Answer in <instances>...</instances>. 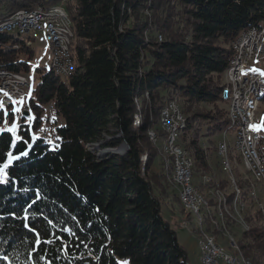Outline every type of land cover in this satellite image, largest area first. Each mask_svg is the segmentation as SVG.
<instances>
[{"label": "trees", "instance_id": "trees-1", "mask_svg": "<svg viewBox=\"0 0 264 264\" xmlns=\"http://www.w3.org/2000/svg\"><path fill=\"white\" fill-rule=\"evenodd\" d=\"M57 6L70 17L75 72L42 75L25 108L35 118L14 134L0 109V166L19 156L0 183V264H191L163 215L175 218L172 205L183 204L149 130L163 138L162 109L180 105L187 122L178 142L193 160L195 186L224 192L226 223L239 226L233 181L221 167L224 179L212 178L208 159H219L217 145L234 131L222 98L227 71L234 43L264 26V0H1L0 22ZM19 36L0 32V68L24 75L33 44ZM104 142L128 150L99 159L89 146ZM229 155L242 163L231 145ZM233 176L248 204L240 249L264 264V197H251L259 182L235 167ZM205 229L217 241L219 231Z\"/></svg>", "mask_w": 264, "mask_h": 264}, {"label": "bare ground", "instance_id": "bare-ground-1", "mask_svg": "<svg viewBox=\"0 0 264 264\" xmlns=\"http://www.w3.org/2000/svg\"><path fill=\"white\" fill-rule=\"evenodd\" d=\"M1 1V0H0ZM25 10H20L12 15L7 20L0 22V32L1 33H10V34H19L23 37H31L40 33L39 31L31 30V29H23V28H8L7 25H17L21 20H23V12ZM56 10L51 11H43V10H26L27 16H31V18H45V17H53V13ZM64 13V12H63ZM65 14V13H64ZM66 19H61V17H54V24H57V27L52 29L45 30V34L43 35L44 41L49 45L51 49V68L55 74L68 77L71 76L75 72V63L72 57V53L70 51L73 31L71 27V21L69 17L66 16ZM252 32V33H251ZM251 33V34H250ZM250 35V36H249ZM249 36V37H248ZM247 38V45H243L242 39ZM55 39L59 41L62 49L60 52H55ZM29 41V40H28ZM30 42V41H29ZM28 42V43H29ZM264 26H262L259 30H248L238 39L237 42L233 45L234 57L232 62H237L238 60H248V52L250 49H256V59L264 60ZM28 45H31L29 43ZM59 59L60 64H55L54 61ZM234 71L235 64H231L227 71V83L223 89L222 98L223 101L227 104L228 107V117L231 124L234 127V141H233V149L239 155L243 165L246 168V172L248 175L255 180L256 182H264V172L261 170L258 165H255L253 156L250 152H256V145H249V151L246 150V141L248 143H255L259 131H255L253 126H250L249 132H246L245 139V131L247 129V121L243 117V114L239 112L238 105H244L248 122H253L255 120V112L258 109V100L264 94V79H261V87L260 88H252L249 89L245 94H241V85H239V80L234 79ZM12 73L14 77H24V75L10 72L6 69L0 68V74ZM252 77H255V70H248V73H245L242 76L243 84H250L252 82ZM26 86H28V81L25 76ZM3 84V75H0V86ZM170 108V112L173 115H179V119H176V123L173 128L168 130L167 117H164L166 110ZM4 109V108H0ZM161 115V129L164 133L163 138H158L155 131H153V135H151V131L149 132L150 140L155 143H161V154L164 159L171 163L173 178L172 183L179 191L180 201L183 204V207L186 209L189 214H191L197 220V224L199 225L200 231V245H216L219 247V250L224 251V257L233 261V264H252L250 259L244 258L240 253L239 246L237 242L229 235L228 228L226 225L225 214L227 213L225 210V206L227 203V197L224 192L220 189L214 190V197H216L217 207L212 208L210 205V200L206 195L202 194L195 186L194 182V174L193 167L194 163L188 152L185 151L180 146L179 160L183 162V167L187 168V173L189 177V193L192 197L193 205L186 203L188 198V190L186 185H182L181 181H179V165L178 158L176 156V151L174 147V141H179L182 128L185 126L187 120L184 114L182 113V109L179 104L176 102L168 103L164 109H162ZM228 133L224 134V139L220 141L217 145V155L220 159V165L225 173L230 175L231 180L233 181V190L235 192L234 202H233V213L232 218L243 226L244 229H247V225H245V218L243 216L244 211L248 208L247 201L244 199L241 189L237 186L236 181L233 176V167L232 162L230 160V144L227 141ZM49 145L56 144L55 141L48 142ZM111 153V152H110ZM220 154V155H219ZM203 183L209 184L211 182V178L209 176H204ZM251 197L257 198L256 191L251 192ZM258 201V200H257ZM260 206H264V201H259ZM204 212V216L202 215ZM220 215V216H219ZM207 222L210 226L216 229H222L224 232V237L229 240V245L231 249L239 252L240 254L228 253L226 252L217 241L213 239L211 234L206 231L205 227Z\"/></svg>", "mask_w": 264, "mask_h": 264}, {"label": "rangeland", "instance_id": "rangeland-1", "mask_svg": "<svg viewBox=\"0 0 264 264\" xmlns=\"http://www.w3.org/2000/svg\"><path fill=\"white\" fill-rule=\"evenodd\" d=\"M63 12L66 14L67 17H69V15L66 13V11L64 9H63ZM69 19H70V17H69ZM10 35H13V34H10ZM33 36H36V37L32 38V40L34 41V45L31 48V55H30V59H29V68L30 69L27 73L24 74L27 78V81H28L26 93H25V96H23L22 98L15 100V103L11 109H9V108L5 109L4 108V110H3V125L6 128H10L14 122L18 125V127L21 124L31 125V122L34 120L35 115L29 111H27V115H24V113L26 112L25 108H26L28 102L33 98L34 91L37 88L38 84L40 83L42 75H44L46 72L50 71V69H51V49H50L49 45L45 41L42 42V40H41L42 39L41 37H43L42 34L36 33ZM19 37L22 38V36H19ZM32 40L30 39V41L33 43ZM32 43H31V45H32ZM70 51H71V49H70ZM71 53H72V51H71ZM24 58H26V57H24ZM226 82H227V77H226ZM15 109H19V111L17 112V111H15ZM44 113H45V116L50 117L51 120L56 118L55 112L53 111L51 105H48L45 107ZM29 116L32 117L31 120L28 119ZM160 117H161V114H160ZM23 118H24V120H23ZM253 122H254L253 127H254L255 131L257 130L260 133L262 132V134L264 136V107L263 106L258 105V109L255 112V120ZM18 127H17V129H18ZM47 129H48V127H47ZM149 131H152V130H149ZM161 131H162V129H161ZM148 137H149V135H148ZM224 138L225 137L223 136L222 139H224ZM51 141H55V140L49 139L48 142H51ZM227 141L232 147L233 141H234V132L229 133V135L227 137ZM102 144H104V145H102ZM102 144L94 143V144H91L89 146V150L92 153H95V155L99 159H102V157H105V155H107V154H105L103 156H100L101 152H104L107 150H113V151L117 152V155L123 154V153H119L120 152L119 147H121L122 144L118 147H107L106 142H104ZM156 145H158V147H160V149H161V146H162L161 143H159V144L157 143ZM160 154H161V152H160ZM145 157L147 160L146 155L144 156V158ZM144 158H143V160H144ZM160 158H162V161L164 163V167L167 168V170L172 169L171 163L166 161L164 159L165 157H163L162 154H161ZM146 160H144V161H146ZM209 161H213L212 166L214 167L213 171H215L214 172L215 178L218 180L224 179V175H222L221 172L215 168L216 167V160H215L214 155H211V157L209 158ZM218 161H219L218 164H219V168H220L221 167L220 159H218ZM233 166L238 171L240 176H243L244 178L249 177L248 173L246 172L247 170H246L245 166L243 165V162L240 164L238 161H235V163L233 164V161H232V167ZM234 167H233V169H234ZM170 177H171V179H170ZM172 178H173V172H171V175L168 176V182H169L170 186L172 187V190L174 192H176V194L179 196V191L173 185ZM201 179H200V181H201ZM194 180L196 183V178ZM255 184H256L255 191L257 193V197H258V194H260L262 199H263V197H264V182H259V183H255ZM226 192L229 194L232 191L227 190ZM211 194H212V191H207V193H206V195L209 199H212V198L214 199L213 195H211ZM260 201H262V200H260ZM258 205H259L258 206L259 208H264V206L263 207L260 206V203ZM172 207L175 210V213H174L175 218H173V216L170 215V213L166 209H164L163 215H165V218L172 224L173 229L176 231L178 243L180 246H182L185 249V251L187 253L188 261L191 264H200V260H199L200 253H201L200 252V244H199L200 243V235L196 232L199 229V225L197 224L198 222H197L196 218H194L190 214H188V216H186L187 212L184 211V207L182 205L173 204ZM247 210H248V208L244 211V214H243L244 218H245V214H246ZM250 211L252 212L251 209H250ZM202 215L204 216V212H202ZM226 225H227V223H226ZM245 225H247L246 221H245ZM249 226H250V228L253 227L251 225H249ZM261 226H263V225H261ZM227 228H228L227 230H228L229 235L235 241L236 240L238 241L237 245L239 246V249H240L239 240L241 238V235H242L241 232H242V229H244V227L240 226V225L229 227L227 225ZM216 230H218L220 233V234L219 233L217 234L218 244L226 252L234 253V254H240L241 253L242 256H245V255H243L244 253H242L243 251H241V249H240V253L231 249V246L229 245V240L223 236L224 232L222 229H216ZM244 258H246V257H244ZM246 259H250V258H246ZM251 262H252V264H254L252 260H251ZM120 263L121 264H128V262L125 260L120 261Z\"/></svg>", "mask_w": 264, "mask_h": 264}, {"label": "built area", "instance_id": "built-area-1", "mask_svg": "<svg viewBox=\"0 0 264 264\" xmlns=\"http://www.w3.org/2000/svg\"><path fill=\"white\" fill-rule=\"evenodd\" d=\"M20 13H23V20H21L17 25H7L6 27L31 29L45 34V30L57 27V24H54V17H61V19H66L65 14L63 13V7L61 6L56 7V11L55 13H53V17L31 18V16H27L26 10ZM242 41L243 45H247V38L242 39ZM60 49H62L61 44L55 39V52H60ZM256 50L257 47L256 49H250V52H248V60L240 59L237 62L230 63L235 64V71L233 76L235 80H239V85H241V94H245V96L249 89L260 88L261 79H264V60L256 59ZM54 63L60 64L59 59L57 61H54ZM248 70H255V77H252V82L250 84H243L242 76H244L245 73H248ZM0 75H3V84L0 86V108H10L14 105L15 100L25 96L27 88L25 75L24 77H14L12 73ZM238 106L239 112L243 114V117L247 121V129L245 131L246 139V132H249L250 126H253L254 122H248L247 112L244 105ZM164 117H167L168 130L170 131V129L173 128L174 124L176 123V119H179V115L171 114L170 108H168ZM151 135H153V130L151 131ZM171 138L174 141L176 156L178 158L179 181H181L182 185H186L188 190V198L186 200V203L193 205L192 197L189 193V177L187 168H184L183 162L179 160L180 143L178 141H175L173 139V136H171ZM249 145H256V152L250 153L253 156L255 165H258V167L264 172V136L262 132L258 135L255 143H248L246 141L245 151H249ZM200 252L201 264H233L232 260L224 257V251L219 250V247H217L216 245H202L201 243Z\"/></svg>", "mask_w": 264, "mask_h": 264}, {"label": "snow or ice", "instance_id": "snow-or-ice-1", "mask_svg": "<svg viewBox=\"0 0 264 264\" xmlns=\"http://www.w3.org/2000/svg\"><path fill=\"white\" fill-rule=\"evenodd\" d=\"M15 111H19V109H15ZM29 120L32 119L31 116L28 117ZM18 125L14 122L10 128L7 129L8 132L15 133V130L17 129ZM0 131H3V129H0ZM27 153H23V155H26ZM13 159H19V156L13 157L12 153L8 154V162L4 163L2 166H0V183L4 182V177L6 176V173L4 172L5 169L9 167V164ZM51 223V221H49ZM27 227V225H26ZM69 231V230H66ZM37 236H39V233H36ZM50 243L51 241H45Z\"/></svg>", "mask_w": 264, "mask_h": 264}, {"label": "water", "instance_id": "water-1", "mask_svg": "<svg viewBox=\"0 0 264 264\" xmlns=\"http://www.w3.org/2000/svg\"><path fill=\"white\" fill-rule=\"evenodd\" d=\"M24 115H27V111L25 112V114ZM100 144H102V143H100ZM103 145V144H102ZM128 150V145H127V143L126 142H124L123 144H122V146L121 147H119V153H125L126 151ZM113 153V154H116L117 155V152H115V151H113V150H107V151H104V152H101L100 153V156H103V155H105V154H107V153Z\"/></svg>", "mask_w": 264, "mask_h": 264}, {"label": "crops", "instance_id": "crops-1", "mask_svg": "<svg viewBox=\"0 0 264 264\" xmlns=\"http://www.w3.org/2000/svg\"><path fill=\"white\" fill-rule=\"evenodd\" d=\"M36 36H37V35H36ZM36 36H33L32 38H34V37H36ZM41 38H42V39H41L42 42H44L43 37H41ZM31 40H32V39H31ZM24 41H26V40H24ZM32 41H33V40H32ZM33 45H34V41H33ZM33 45H32V47H33ZM32 47H31V48H32ZM226 106H227V105H226ZM221 138H222V136L220 137L219 140H221ZM219 140H218V141H219ZM215 155H216V154H215ZM215 160H216V167H215V168L218 169V170L221 172V169L219 168V164H218L219 161H218L217 157L215 158ZM208 161H209V159H208ZM212 162H213V161H209V164H210V166H211V168H212V172H213V174L210 175V176H211L212 178H215V176H214V175H215V173H214L215 171H213L214 167L212 166ZM221 174L223 175L222 172H221ZM224 176H225V175H224ZM185 223H186V222H185ZM199 260H200V257H199ZM200 263H201V262H200Z\"/></svg>", "mask_w": 264, "mask_h": 264}]
</instances>
